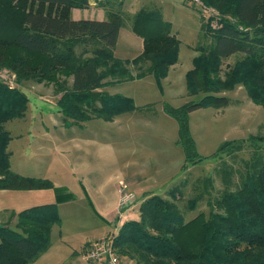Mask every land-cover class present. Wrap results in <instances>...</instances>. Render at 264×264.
<instances>
[{
  "label": "trees",
  "instance_id": "trees-1",
  "mask_svg": "<svg viewBox=\"0 0 264 264\" xmlns=\"http://www.w3.org/2000/svg\"><path fill=\"white\" fill-rule=\"evenodd\" d=\"M36 1L69 8H83L90 3ZM202 1L221 13L216 18L217 27H213V18L201 19V31L210 37V43L197 48L193 68L186 73L190 94L202 92L203 98L179 107L164 103V111L179 125L184 168L205 159L190 131L192 111L206 105L228 106L230 98L222 92L242 85L250 98L262 105L264 113V0ZM102 5L106 6V2ZM108 14L105 19H75L32 11L13 0H0V67H9L18 83L11 88L0 81V189L55 187L48 178L25 175L11 167L8 147L12 136L5 123L26 115L30 99L20 86L24 82L57 84L62 92L57 105L63 123L73 126L77 121L91 119L86 110L94 118L107 120L139 109L131 96L101 91L107 76L121 82L153 75L161 85L178 62L181 40L173 33V24L163 20L160 10L142 7L133 14L132 29L143 39V48L132 59L115 54L126 16L122 10L109 9ZM21 51L45 58L29 60ZM236 53H242L243 58L223 78L222 60ZM62 75H71L72 82L60 79ZM246 149L251 151V157L243 160L245 168L236 182L233 175L237 170L227 163L216 167L222 174V190L217 191L213 175L195 180L196 193L188 200L187 210L195 213L200 202L207 200L208 215L199 211L187 217L182 211L179 198L187 185L185 181L166 191L169 197L150 194L140 205L138 220L125 221L117 234L108 235L114 237L117 253L132 264H264V136L253 134L248 139L226 141L215 154L234 156ZM65 197L58 194L57 199ZM58 201L19 212L11 210L10 219L0 224V264H31L51 246L53 226L61 223Z\"/></svg>",
  "mask_w": 264,
  "mask_h": 264
},
{
  "label": "rangeland",
  "instance_id": "rangeland-1",
  "mask_svg": "<svg viewBox=\"0 0 264 264\" xmlns=\"http://www.w3.org/2000/svg\"><path fill=\"white\" fill-rule=\"evenodd\" d=\"M13 1L27 5L32 11L72 18L81 17L79 15L107 18L109 9L122 10L126 25L115 54L123 59L137 57L142 51L141 37L132 29V16L142 7L160 10L163 20L173 24L172 31L181 40L179 60L161 85L153 75L121 82L111 76L103 79L101 91L131 96L139 107L112 119L94 118L84 108L91 119L84 122L69 119L75 124L66 126L57 105L62 94L57 84L43 81L20 85L30 101L24 117L5 123L12 136L8 147L11 167L25 175L48 178L55 187L0 189V224L10 219L11 210L19 212L36 204L58 201V194L66 196L58 201L61 223L53 226L51 246L31 264H88L81 254L88 241L117 234L122 223L139 219L144 197L168 196L166 191L183 181L187 185L179 198L182 211L187 217L199 211L208 215L210 203L207 200L200 202L195 213L187 210L188 200L196 193L195 180L213 175L217 191L222 190V174L216 167L227 163L237 170L233 175V183L236 182L239 172L245 168L243 160L251 157L248 153L251 151L246 149L234 156L215 153L226 141L248 139L253 134L264 136V113L262 105L251 99L242 85L222 92L221 95L230 98L228 106L206 105L192 111L190 131L198 152L205 159L183 167L185 150L179 142V125L164 111V103L179 107L203 98L202 92L191 95L186 82V73L193 68V58L198 54L197 48L210 43V37L204 36L200 26L203 20L211 18L206 19L201 14V7L193 0H110V3L90 0L83 8L36 0ZM102 2H106V6ZM20 54L23 56V51ZM24 57L37 60L45 55L25 53ZM242 58V53L224 58L222 77ZM131 67L137 71L136 67ZM65 78L69 84L72 82L71 75L60 76V79ZM125 189L134 194L135 199L129 207L122 208L119 199ZM70 193L71 198L67 197Z\"/></svg>",
  "mask_w": 264,
  "mask_h": 264
},
{
  "label": "built area",
  "instance_id": "built-area-1",
  "mask_svg": "<svg viewBox=\"0 0 264 264\" xmlns=\"http://www.w3.org/2000/svg\"><path fill=\"white\" fill-rule=\"evenodd\" d=\"M201 7V14L206 19L213 18V26L217 27L216 18L219 11L216 8L206 6L202 0H193ZM0 81L14 88L18 85L16 74L9 67H0ZM135 199L134 194L125 190L121 191L119 206L129 207ZM115 240L112 236H103L98 239L88 241L82 249V257L88 264H132L127 259L121 257L115 248Z\"/></svg>",
  "mask_w": 264,
  "mask_h": 264
},
{
  "label": "crops",
  "instance_id": "crops-1",
  "mask_svg": "<svg viewBox=\"0 0 264 264\" xmlns=\"http://www.w3.org/2000/svg\"><path fill=\"white\" fill-rule=\"evenodd\" d=\"M81 11H79V13H80ZM79 16H81V17H74L75 19H80V18H96L95 16H91V15H89V16H84V15H79ZM96 19H105L104 17H98V18H96ZM121 31H122V29H121ZM121 31H120V35H121ZM120 35H119V37H120ZM141 40V45H142V48H143V39L141 38L140 39ZM118 44V43H117ZM117 47V46H116ZM115 53H116V49H115ZM118 57H120V56H118ZM122 58V57H121ZM132 59V58H131ZM174 66V65H173ZM172 66V67H173ZM171 67V68H172ZM145 198V197H144ZM47 203V202H46ZM43 204V203H42ZM36 205H38V204H36ZM128 215H129V212H128V214L126 215V217H128Z\"/></svg>",
  "mask_w": 264,
  "mask_h": 264
}]
</instances>
